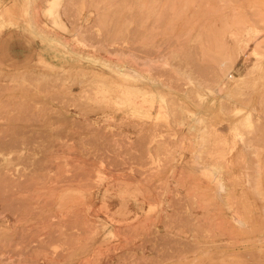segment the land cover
Segmentation results:
<instances>
[{
    "label": "rangeland",
    "instance_id": "1",
    "mask_svg": "<svg viewBox=\"0 0 264 264\" xmlns=\"http://www.w3.org/2000/svg\"><path fill=\"white\" fill-rule=\"evenodd\" d=\"M0 264H264V0H0Z\"/></svg>",
    "mask_w": 264,
    "mask_h": 264
},
{
    "label": "bare ground",
    "instance_id": "2",
    "mask_svg": "<svg viewBox=\"0 0 264 264\" xmlns=\"http://www.w3.org/2000/svg\"><path fill=\"white\" fill-rule=\"evenodd\" d=\"M249 199V198H248ZM260 256V255H259ZM251 258V257H250ZM256 260V259H255Z\"/></svg>",
    "mask_w": 264,
    "mask_h": 264
}]
</instances>
